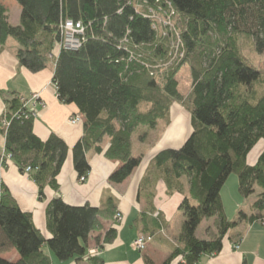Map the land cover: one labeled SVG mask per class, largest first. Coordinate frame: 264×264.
I'll use <instances>...</instances> for the list:
<instances>
[{"label": "trees", "instance_id": "16d2710c", "mask_svg": "<svg viewBox=\"0 0 264 264\" xmlns=\"http://www.w3.org/2000/svg\"><path fill=\"white\" fill-rule=\"evenodd\" d=\"M4 1L0 44L15 40L16 57L31 72L51 63L58 99L74 104L83 117V135L70 149L55 133L46 140L35 135L21 96H3L0 130L2 120L9 121L5 153L21 171L30 167L39 197L46 186L59 189L57 176L70 150L77 178H86V153L101 152L105 138L109 146L104 155L120 162L109 181L123 182L143 158L132 153L133 136L152 143L150 134L171 122V109L178 104L190 133L180 146L159 150L143 178V184L162 179L167 194L184 196L179 246L163 264H197L201 255L219 253L228 231L241 221H264V151L254 163L247 162L251 150L264 141V71L243 53L245 42L256 53L264 52V0H13L20 6L18 24L9 21ZM171 8L172 20L177 18L172 31L161 25L159 16ZM66 20L83 29L77 49L59 47ZM184 66L191 74L187 93L179 89ZM231 173L241 196L261 189L253 212L240 211L237 220L227 218L221 198ZM116 208L110 197L102 207L54 197L46 208L50 236L45 239L31 213L20 209L0 179V264H51L45 245L60 261L81 258L100 219L118 221ZM208 217H216V232L209 239L197 238V227ZM149 221L147 233H152L159 225ZM115 236L116 230L109 229L103 244ZM10 249L18 260L1 256ZM87 262L105 264L98 255Z\"/></svg>", "mask_w": 264, "mask_h": 264}, {"label": "crops", "instance_id": "0c3cea01", "mask_svg": "<svg viewBox=\"0 0 264 264\" xmlns=\"http://www.w3.org/2000/svg\"><path fill=\"white\" fill-rule=\"evenodd\" d=\"M4 4L9 21L18 24L20 6L13 0H5ZM8 9L13 11V17ZM17 48L18 44L12 38L5 44H0V117L5 109L3 102L5 94L13 92L21 97L30 98L33 93H37L39 101H36L33 109L35 135L41 140H46L51 133H55L71 149L83 135V122L71 124L68 121L71 115L79 113L77 107L74 104H64L58 99L52 82L53 65L39 72H31L20 65L16 57ZM185 115L183 110L174 105L170 113L171 122L162 130L157 129L150 134L148 139H151L152 143L148 140L144 142L134 140L132 153L133 150L136 152L133 155L142 153V161L127 179L118 184L109 181L110 175L118 168L120 162L108 159L104 155L109 146L106 138L102 142L101 152L90 150L86 153L90 171L84 182H79L77 178L70 150L57 176L59 189L55 191L46 186L43 197H39L38 186L31 177L32 171L28 173L21 171L15 161L5 153V131L3 128L0 130V179L3 187L15 199L21 210L31 213L35 227L41 231L45 239L50 236L46 226V208L54 197H61L71 205L88 203L95 207H102L110 197L116 204L117 212L122 216L118 221L114 220V217L100 219V227L88 236L87 253L81 258L73 257L60 261L46 245L43 246V251L50 257L51 264H89L88 258L93 255L103 258L105 264L165 262L179 246L177 242L184 221L179 204L184 196L177 191L167 194V187L162 179L156 182L150 180V183L147 180L143 184V178L147 176L151 160L159 150L178 147L189 135L190 126ZM262 151L264 141H259L247 156V162L254 163ZM184 186V191L187 192L186 180ZM149 193L152 194L150 201L147 197ZM156 213L158 216L154 217ZM149 219L153 222L155 220L159 225L153 234L147 233L152 227ZM214 219L216 221V217ZM205 221L203 219L199 226ZM212 226L209 224L205 230L203 228L202 237L197 235V229L196 237L211 238L209 234L215 232V223L213 232L210 229ZM112 228L116 230L114 240L109 244H103L105 233ZM140 233L152 235V240L143 251L131 247V242ZM235 244L239 245L238 249L233 247ZM92 250L95 251L94 254H91ZM1 256L12 262L19 258L14 249L2 253ZM181 258L179 257L180 261ZM197 264H264V225L257 220L241 221L228 231L219 253L203 254Z\"/></svg>", "mask_w": 264, "mask_h": 264}, {"label": "rangeland", "instance_id": "374dc122", "mask_svg": "<svg viewBox=\"0 0 264 264\" xmlns=\"http://www.w3.org/2000/svg\"><path fill=\"white\" fill-rule=\"evenodd\" d=\"M10 15L12 13V17H13V11L8 9ZM150 12H152V10H150ZM157 15V14H156ZM160 18V22L163 24V21H169L170 18L166 17L165 15H159ZM173 24H175L177 22V18L171 20ZM76 27H74V29H79V27L77 25H75ZM67 27H69V23L67 24ZM243 53L248 57V59L254 63L257 67L261 68L262 71H264V52L261 54H258L254 51V49L252 48V45H250L249 42H245L244 47H243ZM51 63L49 64V67H51ZM180 86L179 89L182 93H187L190 89V85H191V74L189 69L187 68V66H184L181 68L180 70ZM34 94V93H33ZM176 106H178L179 110H182V108L176 104ZM134 140H137L136 135L133 136ZM134 143V142H133ZM133 153L135 154V150H133ZM80 182V181H79ZM84 182V181H83ZM260 192V188H256L255 192L252 193L251 195H249L248 197H243L241 196V194L238 191V179L237 176L233 173H231L229 175V177L227 178L225 184L223 185L222 189H221V198H222V202L224 205V210L226 213V216L228 219L231 220H237L240 211H243L245 213H249V212H253V206L252 204L254 203V201L257 199V196ZM181 211V210H180ZM182 216H184L183 212L181 211ZM204 220L205 223L201 226L197 227V235L199 237H202L204 235V230L207 226H209V224H212L214 226V223L216 225V221L214 219V217H208L205 218ZM200 225V224H199ZM212 226V228H210L213 232L214 227ZM204 228V230H203ZM215 232H216V227H215ZM213 232V233H215ZM209 234L210 236H213L214 234ZM196 234V232H195ZM179 244V242H177Z\"/></svg>", "mask_w": 264, "mask_h": 264}, {"label": "built area", "instance_id": "2783aa9c", "mask_svg": "<svg viewBox=\"0 0 264 264\" xmlns=\"http://www.w3.org/2000/svg\"><path fill=\"white\" fill-rule=\"evenodd\" d=\"M170 6V5H169ZM174 14V10L171 8L169 14L166 15V17H169L170 20L169 21H163V25L168 28V30L170 29V31H172L171 29L174 28L173 27V23H172V15ZM69 23V27H67V24ZM75 25H77L79 27V29H74V27H76ZM162 25V23H161ZM62 29H63V40L60 43L59 47H63L65 49H77L80 47L81 45V40H83V29L80 25V23H74L71 20H66L63 24H62ZM82 37V38H81ZM179 37V36H177ZM20 101L22 102V108L26 109V114H25V118H28L30 116L34 115V105L36 103V101H39V94L34 93L30 96V98H24V97H20ZM41 103V102H40ZM68 121L71 124H77V123H81L83 122V117L81 116L80 113H76L73 114L69 117ZM9 125V121L6 119L2 120V128L4 129V131H6V128ZM7 156L10 157V155L7 153ZM30 167L25 168L24 172L28 173L30 171ZM80 182L85 181L84 177L79 178ZM158 213L154 214V217L158 216ZM121 214L120 213H116L115 214V218L117 220L121 219ZM262 224L264 225V221H262ZM163 231V230H160ZM152 240V235H148V234H144V233H140L137 235V237L131 242V247L134 250L137 251H143L146 249L147 245L149 244V242ZM235 249H238L239 245L235 244L233 246ZM91 253H95V251L92 250ZM182 263H184V259L181 258Z\"/></svg>", "mask_w": 264, "mask_h": 264}]
</instances>
